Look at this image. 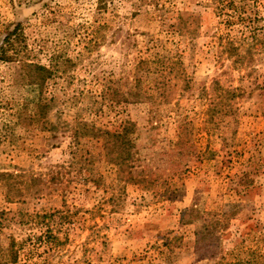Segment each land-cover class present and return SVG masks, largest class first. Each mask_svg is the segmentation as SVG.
I'll list each match as a JSON object with an SVG mask.
<instances>
[{"label": "rangeland", "instance_id": "1", "mask_svg": "<svg viewBox=\"0 0 264 264\" xmlns=\"http://www.w3.org/2000/svg\"><path fill=\"white\" fill-rule=\"evenodd\" d=\"M0 172V264H264V0H0Z\"/></svg>", "mask_w": 264, "mask_h": 264}, {"label": "trees", "instance_id": "2", "mask_svg": "<svg viewBox=\"0 0 264 264\" xmlns=\"http://www.w3.org/2000/svg\"><path fill=\"white\" fill-rule=\"evenodd\" d=\"M20 28V24H17L14 30H12L6 37V41L9 42L12 36L20 35ZM2 50L5 51V48ZM33 66L36 70L48 72V69L45 66L38 64ZM38 83L40 82L38 81ZM134 126L135 124L130 122L128 126L123 128V132H103V135H106V138L110 137L114 139L112 144V146L114 145V148L117 146L119 150L126 151V157H123L122 154H118L120 158L123 157V161H126L132 157V148L135 146V144L132 138H128V136L130 133L135 131ZM125 139L127 140L125 141ZM106 147L109 148L107 145ZM0 176L9 177L10 174L0 172ZM53 216V214L35 215L34 217L39 219L37 224H40L42 228L43 226L46 227V229L41 230L39 234H31L27 238L18 240L13 235L7 236L4 234V222L7 220V217L5 211H0V261L7 263H17L22 258L32 261L42 249L44 251L50 250L53 247V243H55V241L58 239L57 236L54 235L53 230L47 224V220H51ZM41 263H43V261H41Z\"/></svg>", "mask_w": 264, "mask_h": 264}]
</instances>
